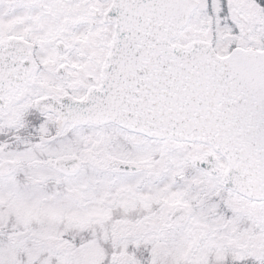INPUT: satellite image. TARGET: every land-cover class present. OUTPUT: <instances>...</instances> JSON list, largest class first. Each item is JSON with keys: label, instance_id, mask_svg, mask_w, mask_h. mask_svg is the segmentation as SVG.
Listing matches in <instances>:
<instances>
[{"label": "snow or ice", "instance_id": "1", "mask_svg": "<svg viewBox=\"0 0 264 264\" xmlns=\"http://www.w3.org/2000/svg\"><path fill=\"white\" fill-rule=\"evenodd\" d=\"M0 264H264V0H0Z\"/></svg>", "mask_w": 264, "mask_h": 264}]
</instances>
